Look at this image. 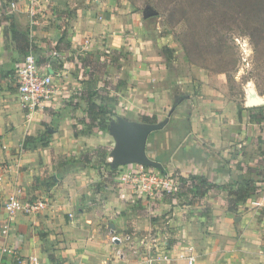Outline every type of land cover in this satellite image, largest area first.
<instances>
[{"label": "crops", "instance_id": "crops-1", "mask_svg": "<svg viewBox=\"0 0 264 264\" xmlns=\"http://www.w3.org/2000/svg\"><path fill=\"white\" fill-rule=\"evenodd\" d=\"M62 1L16 0L9 11L10 4L0 0V264H25L30 256H37L40 264L124 262L120 245L110 243V230L120 236L129 224L124 216L127 190L100 186L103 177L99 174L105 163L111 165L109 152L116 142L109 129L86 127V105L80 99L84 84L76 79L74 61L68 60L74 51L91 49L82 37L94 31L104 34L114 51H120L121 45L107 35L113 26L104 14L109 0H96L97 10L107 5L96 29L89 16L92 7L66 0L78 7L71 10L65 38L68 46L56 48L62 28L53 10L62 7ZM130 19L125 16L120 23L126 29L137 28L135 22L130 26ZM10 22L27 33L44 54L55 51L62 56V67H47L53 75L54 99L29 118L16 100L12 83L14 69L24 56L12 40ZM48 42L53 51L43 48ZM131 49L132 60L126 63L131 67L123 71L127 81L117 93L119 104L114 113L118 117L112 123L118 118L143 123L144 116L155 117L157 122L164 118L160 122L164 126L174 123L175 132L169 128L165 137L160 130L149 135L150 155L161 160L163 170L177 168L179 176H202L214 185L198 199L200 203L190 207L194 212L181 223L190 226V235H183L187 244L164 248L167 258L163 264L174 260V264H183L190 252L196 257L195 264H264V95H257L261 105L249 107L246 101L253 92L244 88L238 104L230 99L222 74L204 69L196 76L198 81H175L151 45L140 41ZM182 83L184 94L174 92ZM175 94H181L178 102ZM180 125H184L183 132ZM165 142L171 150L163 155ZM97 148L106 149L107 155L96 165L88 155ZM244 184L255 191L236 202L233 193ZM12 194L44 202V209L31 215H10L4 204ZM131 222L146 234L140 216ZM143 233L135 242L140 253L147 255L150 248ZM153 237L158 234L154 232ZM213 250L215 260L211 261Z\"/></svg>", "mask_w": 264, "mask_h": 264}, {"label": "rangeland", "instance_id": "rangeland-1", "mask_svg": "<svg viewBox=\"0 0 264 264\" xmlns=\"http://www.w3.org/2000/svg\"><path fill=\"white\" fill-rule=\"evenodd\" d=\"M62 3V7L53 10V16L61 21L59 25L62 30L56 37L59 47L68 46L65 38L72 21L71 10H77L78 7L71 6L66 0ZM97 4L96 0L78 1L79 7L93 8L89 16L95 29L102 23L103 8L107 6L97 10ZM108 6V10L112 11L105 10L104 14L108 15V19H105L113 23V26L107 35L113 36L112 39L121 45L120 51L114 53L108 45V39L103 37L104 34L94 31L82 37L84 45H92L91 49L74 51L68 58L74 61L76 79L79 77L84 84L80 99H90L98 104L104 112L97 117L101 122L110 126L118 117V114L114 113L119 104L117 93L127 81V78L123 77V71L130 69L131 65L128 67L126 63L132 60L131 47L140 41L148 43L156 53L158 52L167 72L172 73L170 76H173L175 81H198L196 76L206 69L213 74L224 76L230 99L238 104L244 97V88L249 92L251 90V94L256 96L264 95V0H109ZM146 12H152L153 15L146 18ZM125 16L131 18L130 26L134 22L139 28L142 25V31L135 26L126 29L120 23L121 18ZM6 18L12 20L10 15ZM13 28L15 26L10 22L9 30L13 31ZM88 40L89 44L86 43ZM31 41L32 39L31 48L25 55L34 53L42 65L49 64L53 68L63 66L62 56H48ZM43 48L49 52L53 51L49 42L48 46ZM184 86L183 83L177 85L174 92H179ZM180 93L184 94L182 91ZM181 94H175L176 102L180 100ZM164 120L163 118L160 122ZM109 126L107 130L110 131ZM175 126L174 123L163 126L161 135L165 137L169 128L175 132ZM180 127L183 132L184 125ZM156 133L158 132L152 135ZM149 140L151 141V138ZM166 142L162 143L163 155L171 150L170 144ZM113 148L112 146L109 152L110 164ZM147 150L152 154L150 149ZM106 155V149L97 148L88 156L93 158L97 165ZM178 171L177 168H167L162 173L155 168L129 164L113 169L108 163L100 168L99 174L103 177L100 179V186L107 184L112 191L121 187L127 190L128 207L124 216L129 224L120 230L122 235L119 237L122 239L124 235L129 234L132 238L128 242L123 241L119 246L124 259L120 264H163L167 258V254L163 252L164 248L170 249L179 243L187 244L185 237L190 235V226L185 227V224L181 223L189 213L194 212L190 211V207L201 201L198 200V192L192 189L189 176H179ZM154 175L158 178V183L149 181ZM136 216L141 217L142 225L146 224V234L141 232L144 234L142 239L149 243L147 255L140 253V248L137 247L139 245L135 242L136 237L142 234L140 227L136 229L131 222ZM154 232L158 237H153ZM214 245L212 243L210 246L213 248ZM210 252L209 258L214 261L215 252ZM175 261L169 264H174Z\"/></svg>", "mask_w": 264, "mask_h": 264}, {"label": "built area", "instance_id": "built-area-1", "mask_svg": "<svg viewBox=\"0 0 264 264\" xmlns=\"http://www.w3.org/2000/svg\"><path fill=\"white\" fill-rule=\"evenodd\" d=\"M6 8H9V11L13 9L14 2ZM51 55L54 58L59 56L55 51ZM50 66L49 64H40L35 54L31 52L24 56L14 69L12 83L15 88L16 100L20 107L26 111L28 118L54 99L56 90L53 75L47 71V67ZM149 181L158 183V178L154 175L149 178ZM160 183L162 182L160 181ZM4 209L10 215H31L42 211L44 202L22 199L19 194H12L6 200ZM110 236V243L114 246H119L123 241L128 242L131 240L129 235H124L121 239L113 229L110 230ZM17 261L20 262V259H17ZM195 263L196 257L190 252L183 264ZM25 264H40V261L37 256H30L26 258Z\"/></svg>", "mask_w": 264, "mask_h": 264}, {"label": "water", "instance_id": "water-1", "mask_svg": "<svg viewBox=\"0 0 264 264\" xmlns=\"http://www.w3.org/2000/svg\"><path fill=\"white\" fill-rule=\"evenodd\" d=\"M145 17H151L152 12H146ZM251 94L246 101L249 107L259 106L261 102ZM163 123H133L124 118H118L117 123H112L110 133L116 142L112 152L111 167L114 169L119 165L136 164L142 167L155 168L163 171L160 159L154 158L148 153V137L150 134L163 128Z\"/></svg>", "mask_w": 264, "mask_h": 264}, {"label": "trees", "instance_id": "trees-1", "mask_svg": "<svg viewBox=\"0 0 264 264\" xmlns=\"http://www.w3.org/2000/svg\"><path fill=\"white\" fill-rule=\"evenodd\" d=\"M6 5H9L16 0H1ZM12 31V40L16 44V48L20 54L23 56L28 53V51L31 48L30 39L27 33H22L15 28ZM9 35V32L7 30L4 31V37L7 39ZM56 48H59V42L56 45ZM117 51H114L116 53ZM26 56V55H25ZM86 105V122L85 125L88 128V130H91L92 128H97L99 130L107 129L108 124H105L101 122L97 117L99 115H103V111L100 109L97 103L90 101V99L85 101ZM143 123L148 124H155L157 122L155 117H142ZM165 170L162 171L164 173ZM192 185V189L196 190V193L198 192V197L202 198L205 196V194L214 187V185L210 184L204 177L202 176H189L188 179ZM255 189L250 186V184H244L240 188L236 189L233 193L235 196L236 202H242L244 201L251 193H253Z\"/></svg>", "mask_w": 264, "mask_h": 264}, {"label": "bare ground", "instance_id": "bare-ground-1", "mask_svg": "<svg viewBox=\"0 0 264 264\" xmlns=\"http://www.w3.org/2000/svg\"><path fill=\"white\" fill-rule=\"evenodd\" d=\"M256 96V95H255ZM255 98H257V100H259V102H261L262 103V100L259 98V97H255Z\"/></svg>", "mask_w": 264, "mask_h": 264}]
</instances>
